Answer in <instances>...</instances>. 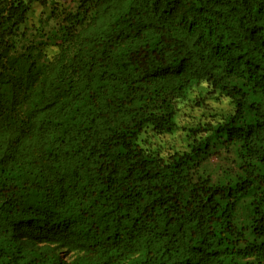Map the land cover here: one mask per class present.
<instances>
[{
    "label": "trees",
    "instance_id": "16d2710c",
    "mask_svg": "<svg viewBox=\"0 0 264 264\" xmlns=\"http://www.w3.org/2000/svg\"><path fill=\"white\" fill-rule=\"evenodd\" d=\"M47 1L0 0V264H264V0H72L31 39ZM202 83L231 111L153 154Z\"/></svg>",
    "mask_w": 264,
    "mask_h": 264
},
{
    "label": "rangeland",
    "instance_id": "374dc122",
    "mask_svg": "<svg viewBox=\"0 0 264 264\" xmlns=\"http://www.w3.org/2000/svg\"><path fill=\"white\" fill-rule=\"evenodd\" d=\"M55 5L59 9H68L73 6V1L58 0L57 4H54L48 0L45 5L34 4L22 27L27 37L39 39L41 35H45V33L55 28L56 22L52 17ZM56 51L57 48L54 46H49L46 49L48 57L54 55ZM209 91L210 88L205 83H202L193 89L185 99H181L176 103L177 129L174 133L157 135L154 132L147 131L141 135L153 154L165 157L174 151L184 150L187 142L190 141L189 135L192 136L190 129L201 125L205 121H214L223 118L231 111V106L227 99L212 96ZM231 158L230 154L214 157L207 162V168L221 171L230 166Z\"/></svg>",
    "mask_w": 264,
    "mask_h": 264
}]
</instances>
